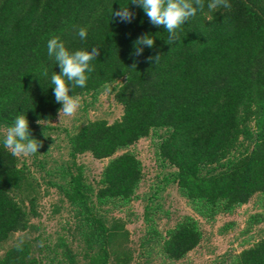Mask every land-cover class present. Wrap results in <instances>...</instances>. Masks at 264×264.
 <instances>
[{"label": "trees", "instance_id": "obj_1", "mask_svg": "<svg viewBox=\"0 0 264 264\" xmlns=\"http://www.w3.org/2000/svg\"><path fill=\"white\" fill-rule=\"evenodd\" d=\"M127 2L0 0V136L24 113L32 136L41 141L39 152L54 141L50 122L60 105L50 76L60 69L47 55L52 36L70 50L99 49L91 62L94 70L86 86L75 89L76 96L95 95L120 80L114 97L123 106L121 118L112 123L88 120L68 132L70 158L59 169L49 168L39 152L32 154L46 184L69 203L70 242L33 236L38 227L32 219L41 214L40 180L27 161L0 145V264H131L129 229L108 208L137 197L144 173L129 148L152 133L159 132V161L173 168L163 182L175 183L200 216L210 221L231 214L256 195L264 206V0H230V9L215 10L204 0L175 42L135 6L130 5L131 23L111 19L112 8ZM80 27L87 29L85 40L76 35ZM144 33L155 37V46L133 58V42ZM157 54V63L147 59ZM84 153L108 159L94 185L77 162ZM153 208L147 202L144 218L151 234L143 246L156 243L168 259L181 260L201 244L203 229L190 215L165 236H154ZM257 223H264L262 214L250 219L248 230ZM19 232L26 236L16 238ZM223 256L221 264H264V231L254 244Z\"/></svg>", "mask_w": 264, "mask_h": 264}, {"label": "rangeland", "instance_id": "obj_2", "mask_svg": "<svg viewBox=\"0 0 264 264\" xmlns=\"http://www.w3.org/2000/svg\"><path fill=\"white\" fill-rule=\"evenodd\" d=\"M121 81L106 87L95 95L77 96L80 101L78 111L71 117H65L59 113L50 124L55 127L49 135L52 141L47 150L41 149L39 158L46 160L49 168L53 169L63 165L65 160L70 158L67 133L77 131L88 120L106 119L110 123L121 118L123 106L115 99V88ZM162 131V130H161ZM160 131V132H161ZM5 132V129H1ZM159 133V132H158ZM157 133V134H158ZM157 134L141 138L129 149L134 152L142 162L144 177L137 191V197L127 205L110 207L109 214L122 217L126 227L129 229V245L134 251V260L131 264H221L228 252L240 251L242 248L257 242L263 234L264 223L253 224L250 227L249 221L252 217L262 214L264 206L259 196L242 206L237 207L231 214H217L210 221L200 216L191 203L182 195L175 183L165 184L163 176L173 170L172 167L162 166L156 153ZM47 142V141H46ZM45 143V142H44ZM21 161H27L33 172L40 180L41 190L38 202L40 216L32 219L38 229H33V236L42 234L43 239L58 241L63 237L71 241L72 231L70 230L74 221L68 202L62 201V195L55 186L46 184L48 178L44 171L34 165V156L20 157ZM108 159L100 160L94 158L90 153H84L77 157V162L83 165L84 173L88 181L93 185L99 179L103 167ZM161 190L156 192L157 186L161 183ZM156 195L155 197H153ZM153 197V198H151ZM147 202L152 203L151 223L156 232L166 235L168 229L173 228L177 222L187 215H190L201 224L204 232L203 241L199 246L190 251L181 260L168 259L160 252L156 243L143 246L142 240L151 234V227L144 218ZM107 209V208H106ZM231 223H234L230 226ZM26 236V232H19L16 238ZM46 240V241H47ZM77 249V243L73 245ZM148 248H151L148 252Z\"/></svg>", "mask_w": 264, "mask_h": 264}, {"label": "clouds", "instance_id": "obj_3", "mask_svg": "<svg viewBox=\"0 0 264 264\" xmlns=\"http://www.w3.org/2000/svg\"><path fill=\"white\" fill-rule=\"evenodd\" d=\"M131 6L142 9L149 22L154 26H163L168 33L167 41L175 42L178 39V30L185 22H190L197 15L198 10L205 6L204 0H128L127 4L111 11V19L118 22L131 23L135 12ZM209 10L230 9V0H207ZM81 40L87 38V29L80 27L76 32ZM168 42V43H169ZM171 44V43H169ZM155 46V37L150 33L138 36L133 42V58L143 54L145 48ZM47 55L60 69L52 71L50 87H52L55 102L60 105L59 116H73L80 107V101L75 95L76 88L86 86L89 75L94 70L91 63L99 55V49L70 50L59 36H52L47 40ZM149 61L157 63L160 55L147 57ZM48 75L47 70L44 73ZM0 145L8 150L13 157H29L41 147V141L32 136L29 120L24 113L18 114L12 123L6 127L0 136ZM22 244V241L20 242ZM20 247V244L17 245Z\"/></svg>", "mask_w": 264, "mask_h": 264}]
</instances>
